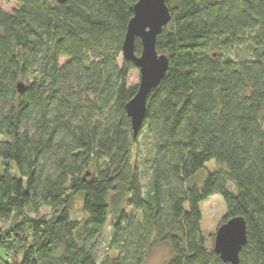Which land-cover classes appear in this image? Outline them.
<instances>
[{
  "label": "trees",
  "instance_id": "1",
  "mask_svg": "<svg viewBox=\"0 0 264 264\" xmlns=\"http://www.w3.org/2000/svg\"><path fill=\"white\" fill-rule=\"evenodd\" d=\"M4 1L0 264H144L157 247L165 264H230L201 231L199 205L215 194L222 222L245 220L236 264H264V0H166L156 45L168 69L136 137L121 46L137 0ZM236 47L243 57H223ZM142 134L146 190L132 163ZM107 224L115 255L99 259Z\"/></svg>",
  "mask_w": 264,
  "mask_h": 264
},
{
  "label": "water",
  "instance_id": "2",
  "mask_svg": "<svg viewBox=\"0 0 264 264\" xmlns=\"http://www.w3.org/2000/svg\"><path fill=\"white\" fill-rule=\"evenodd\" d=\"M56 1L65 3L67 0ZM170 18L166 0H137L133 7V16L127 23L121 56L139 69L140 79L136 93L125 105V113L130 119L134 137L145 118L149 93L159 85L168 69V57L157 51L156 39L162 28L168 25ZM136 38L142 46L138 55L134 53ZM16 85L18 92L25 88L21 82ZM245 227V220L239 216L227 219L218 226L213 239V251L222 261L230 264L238 262L239 251L247 242Z\"/></svg>",
  "mask_w": 264,
  "mask_h": 264
},
{
  "label": "rangeland",
  "instance_id": "3",
  "mask_svg": "<svg viewBox=\"0 0 264 264\" xmlns=\"http://www.w3.org/2000/svg\"><path fill=\"white\" fill-rule=\"evenodd\" d=\"M4 2V0H0V9L9 11L8 5ZM222 53L223 57L226 56L228 58L236 59L243 57L245 55V50L244 47H236L227 49ZM59 61L64 62L65 57H61ZM127 80L129 85H137L140 80L139 69L135 67L132 68L129 71ZM149 148V141L147 138H145V135L142 134L138 143V151L133 149L132 152V163L135 167L138 168L140 172L144 190H146V188L148 187V182L150 179L149 171L144 168L142 162L143 158L148 154ZM204 165L205 167L197 173V175H199L200 177L204 176L206 171H212L215 168V163L212 160L207 161V163H205ZM71 205V216H73L75 219H83L84 217H86V215L82 211L81 198L79 196L73 198ZM199 208L201 210V231L207 238L206 243L209 247H211L213 246V239L216 233L215 231L223 221V217L226 213L224 200L219 195H211L209 196V198H207V200L200 203ZM4 225H8V223H5ZM110 230L111 226L107 224V227L103 231V239L99 247V259L112 258L115 255V252L112 249L108 248ZM169 257L170 256L168 248L157 247L149 254L148 259L145 261L144 264H165L166 260Z\"/></svg>",
  "mask_w": 264,
  "mask_h": 264
}]
</instances>
